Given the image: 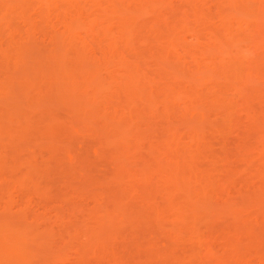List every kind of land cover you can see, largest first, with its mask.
I'll use <instances>...</instances> for the list:
<instances>
[{"label": "rangeland", "instance_id": "1", "mask_svg": "<svg viewBox=\"0 0 264 264\" xmlns=\"http://www.w3.org/2000/svg\"><path fill=\"white\" fill-rule=\"evenodd\" d=\"M75 1L0 7V221L34 233L24 264H264V0Z\"/></svg>", "mask_w": 264, "mask_h": 264}, {"label": "bare ground", "instance_id": "2", "mask_svg": "<svg viewBox=\"0 0 264 264\" xmlns=\"http://www.w3.org/2000/svg\"><path fill=\"white\" fill-rule=\"evenodd\" d=\"M5 1H6V0H5ZM11 1H13V0H9L8 2H10V3H8L7 1L1 3V4H2L1 6H3V8H4V10L2 9V12H7V13H8V11H9V13L13 12V11H11V9H13V8L15 9L16 7H15V6L12 7V6H10V5L14 4V2H16V4H17L16 6H21V8H22V5L25 4V1H26V0H25V1H24V0H14L13 2H11ZM35 1H36V0H35ZM37 1H38V3H37L38 5H39V1H40V2L43 1L42 3H43L44 5H42V7H44V6L46 5V6H47L46 9H47V8H50V9L53 8V9H54L53 6H55V8L58 9V11H59V8H63V7H61V5H62L63 3H65L64 1H66V0H46V1H45V0H37ZM68 1H69V0H68ZM76 1H77V0H76ZM76 1H75V2H76ZM112 1H113V0H111V3H112ZM113 2H114V1H113ZM6 3H7V4H6ZM67 3H68V2H67ZM79 3H80V1H79ZM19 4H20V5H19ZM72 4H73V3H72ZM80 4H81V3H80ZM112 4H113V3H112ZM14 5H15V4H14ZM25 5H26V4H25ZM25 5H24V8L27 7V6H25ZM66 5H67V4H66ZM85 5H86V4H85ZM85 5H84V6H85ZM93 5H96V4H93ZM1 6H0V7H1ZM33 6H34V5H33ZM62 6H63V5H62ZM74 6H75V5H74ZM84 6H82V7H84ZM86 6H87V5H86ZM112 6H113V8H112V11H113V12L116 11V10H117V11H116L115 13H119V12H120V16H118V17H121V18H120V19H121L120 22H118V19H119V18H116V20H117V22L119 23L120 27H121V26L124 27L128 22L131 23L130 21H128V19L131 20V21L134 19V17L132 16V14H131L130 16L133 17V18H131V19L128 18L129 14L126 15L127 12H126V10H125L124 8H119V7H118V9L120 10V11H119L118 9H114V8H116V7H115V4L112 5ZM38 7H39V6H38ZM68 7H69V6H68ZM75 7H76V6H75ZM89 7H90V6H89ZM89 7H88V8H89ZM24 8L22 9V11H23V10H26V9H24ZM28 8H29V7H28ZM64 8H65V7H64ZM5 9H6L7 11H6ZM14 9H13V10H14ZM74 9H75V8H74ZM77 9H78V6H77ZM77 9H76V10H77ZM121 9H122V11H123L122 13H121ZM0 10H1V9H0ZM37 10H38V9H37ZM40 10H41V9H40ZM47 10H48V12H52V13L55 15V12H53L52 10H51V11H49V9H47ZM60 10H61V9H60ZM64 10H65V9H64ZM27 11H28V10L23 11V12H27ZM34 11H36V10L34 9ZM61 11H62V10H61ZM70 11L73 12L72 10H70ZM23 12H20V13H23ZM62 12H63V11H62ZM66 12H67V11H66ZM77 12H80V11L77 10ZM125 12H126V14H125V16H123V14H124ZM30 13H32V12H30ZM58 13H60V12H58ZM69 13H70V12H69ZM81 13H82V12H81ZM61 14H62V13H61ZM61 14H59V16H60ZM72 14H73V15H71L72 17L75 16L74 13H72ZM121 14H122V15H121ZM3 15H4V14H3ZM7 15H8V14H7ZM21 15L24 16L23 14H21ZM28 15H29V14H28ZM28 15L26 14L27 17H29ZM49 15H50V14H49ZM65 15H66V14H65ZM69 15H70V14L66 15V17L69 16ZM79 15H80V13H79ZM87 15H88V14H87ZM10 16H12V15L10 14ZM26 16H24V17H26ZM71 16H69V17H71ZM80 16H81V15H80ZM85 16H86V15H85ZM126 16H127V17H126ZM130 16H129V17H130ZM0 17H1V15H0ZM14 17H15V16H14ZM30 17H31V16H30ZM72 17H71V18H72ZM125 17H126V18H125ZM2 18H4V17H2ZM2 18H1V19H2ZM19 18H20V17H19ZM54 18H56V17L54 16ZM59 18H61V17H59ZM77 18H78V20L81 19V17H78V16H77ZM77 18H76V16H75V20H76ZM11 19H12V18H11ZM11 19H10V20H11ZM20 19H21V18H20ZM22 19H23V18H22ZM24 19L26 20V18H24ZM31 19H33V18H31ZM63 19H64V18H63ZM65 19H66V18H65ZM72 19L74 20V18H72ZM72 19H71V20H72ZM27 20H29V19H27ZM73 20H72V21H73ZM78 20H77V21H78ZM2 21H3V20H2ZM22 21H23V20H22ZM22 21H21V22H22ZM29 21H30V20H29ZM59 21H60V20H59ZM63 21H64V20H63ZM72 21H70V22H72ZM82 21H83V20H82ZM82 21H81V22H82ZM8 22H9V21H8ZM11 22H12V21H11ZM24 22H25V21H24ZM70 22H68V23H70ZM74 22H75V21H74ZM0 23H1V22H0ZM12 23H13V22H12ZM19 23H20V22H19ZM65 23H66V21H65ZM65 23H64V24H65ZM72 23H73V22H72ZM77 23H79V22H77ZM132 23H133V21H132ZM2 24H3V23H2ZM64 24H62V25H64ZM13 25H16V24H13ZM13 25H12V26H13ZM18 25H19V24H18ZM20 25H21V24H20ZM67 25H68V26L70 25L71 27L74 26V25H71V23H70V24H67V23H66L65 26H66L67 29H69V28L67 27ZM77 25H78V24H76V26H77ZM101 25H102V24H101ZM6 26H8V24H7ZM6 26H4V27L6 28ZM27 26H29V25H27ZM65 26H62V27H65ZM102 26H103L102 29L105 28V30H103L102 32H105L104 35L107 36V33H109V32L106 31V30H108V29H106V27L108 28V26H105V27H104V25H102ZM126 26H127V25H126ZM126 26H125V27H126ZM13 27H14V26H13ZM54 27H56V26H54ZM92 27H93V26H92ZM95 27H96V26H95ZM123 27H121V28H123ZM125 27H124L123 29H126V28H127V27H126V28H125ZM8 28H9V27H8ZM16 28H18V27H16ZM16 28H14V32H15V29H16ZM57 28H58V26H57ZM73 28H75V27H73ZM93 28H94V27H93ZM93 28L90 27L89 29H93ZM54 29H55L54 31H56V28H54ZM63 29H64V28H63ZM7 30H8V29H7ZM10 30H11V29H10ZM65 30H66V29H65ZM54 31H51V32H54ZM70 31H71V29H70ZM14 32L12 31V33H14ZM57 32H58V31H57ZM63 32H64V31H63ZM66 32H69V30H67ZM8 33L11 34V32H8ZM25 33H26V32H25ZM55 33H56V32H55ZM55 33H54V34H55ZM71 34H72V33H71ZM109 34H110V35H109ZM109 34H108V35H109V38H110V36H111V32H110ZM104 35L102 34V36H104ZM16 36H17V35H16ZM20 36H21V35H20ZM23 36H24V35H23ZM28 36H29V35H28ZM29 37H30V36H29ZM104 37H105V36H104ZM117 37H118V36H117ZM13 38H16V37H13ZM19 38H22V36L19 37ZM0 39H1V38H0ZM22 39H24V38H22ZM75 39H76V38H75ZM105 39H106V38H105ZM116 39H118V38H116ZM96 40H97V39H96ZM1 41H2V40H1ZM18 41H19V39H18ZM75 41H76V40H75ZM94 41H95V40H94ZM97 41H98V40H97ZM11 42H14V41L11 39ZM15 42H16V41H15ZM22 42H24V41H22ZM69 42H70V41H69ZM98 42H99V41H98ZM109 42H110V43H113V42H115V41L112 40V42H111V41H109ZM0 43H1V42H0ZM6 43H7V40H6ZM19 43H21V42H19ZM70 43H72V42H70ZM70 43H69V44H70ZM72 44H73V43H72ZM99 44H100V43H99ZM102 44H103V43H102ZM104 44H105V43H104ZM113 44H114V43H113ZM113 44H111V48H112ZM15 45H16V44H15ZM18 45H19V44H18ZM18 45H17V46H18ZM107 46H108V45H107ZM0 47H1V46H0ZM2 47H3V45H2ZM2 47H1V48H2ZM19 48H20V47H19ZM22 48H23V47H22ZM104 49H105V48H104ZM0 50H2V49H0ZM102 50H103V49H102ZM3 51H4V49H3ZM6 52H7V51L5 50L4 54H5ZM12 52H13V51H12ZM18 52H19V51H18ZM104 52H106V51L104 50ZM13 53H14V52H13ZM17 54H18V53H17ZM79 54L81 55L82 53L80 52ZM79 54H78V55H79ZM104 54H105V53H104ZM8 55H9V54L6 53V54H5V57H7ZM10 55H11V54H10ZM10 55H9V56H10ZM14 55H15V54H14ZM20 55H21V54H20ZM3 56H4V55H3ZM106 56H110V55H106ZM10 57H11V56H10ZM10 57H9V58H10ZM17 57H19V58H17ZM17 57H14V58L17 59V60L14 59V60H15V63L20 62L21 59H23V58L20 57V56H17ZM62 57L65 58L64 56H62ZM120 57H121V56H120ZM120 57L118 58L119 60H120ZM11 58H12V57H11ZM63 58H62V59H58V60H61V62H60V63L57 62V63L61 65V63H63L62 61H64ZM91 58H92V57H91ZM105 58H106V57H105ZM107 58H108V57H107ZM18 59H19V61H18ZM87 60H88V59H87ZM91 60H92V59H91ZM16 61H17V62H16ZM89 61H90V60H89ZM116 61L118 62V60H116ZM21 62L24 63V62H25L24 59H23ZM21 62H20V63H21ZM121 62H122V60H121ZM121 62H120V63H121ZM118 63H119V62H118ZM63 64H64V63H63ZM60 65H59V69H58L59 71H58V73H57V75L60 76L59 80H60V79H63V78H64V79L67 78V76L70 75V74H71V75H75V73H77L78 70H79L80 68H81L80 71L83 72L82 74H85V75H83L84 78H87L86 76H89L90 73H91V74L93 73L94 75H96V74H95V72H96V69H95L96 67H95V66L93 67V68L95 69V71H94V70H91V69H93L92 67H91V69H88L89 67H88L87 69H85L84 66H86V65H82L83 67H82V66H81V67H78V66H79V65H78L77 67H78L79 69L76 68L77 70H74L75 67H73L72 69H71L70 67H66V69H65L64 65H63V66H60ZM90 65H91V64H90ZM125 66H128V65L125 64ZM125 66L123 67L124 69L122 68L124 71L126 70V69H125ZM129 67H130V66H129ZM67 68H68V69H67ZM83 69H85V71H84ZM133 69H134V68H133ZM133 69H131V67H130L129 69H127V70H129V71H128L129 73H128V72H127V73L130 74L129 76L127 75V76L129 77V78H128V82L125 81L124 83L122 82V84H123V86L126 84V85H125L126 87L129 85V86L127 87L129 90L132 89V91H133V89H134V87H135V91H136V90H137V91H141V89H142L143 87L140 86V87H141L140 89H137V88L139 87L138 83H141V82H138V79H139V81H140L141 78H142V77H140V76H142V75L139 73V76H138V73H137L138 70H137V69H136V70H135V69L133 70ZM82 70H83V71H82ZM88 70H89V71H88ZM127 70H126V71H127ZM76 71H77V72H76ZM87 71H88V72H87ZM92 71H93V72H92ZM126 71H125V72H126ZM136 71H137V72H136ZM84 72H85V73H84ZM72 73H74V74H72ZM82 74H81V75H82ZM77 76H80L79 72L77 73ZM127 76H126L125 78H127ZM70 77H71V76H70ZM75 77H76V75H75ZM80 77H81V76H80ZM90 77H92V78L94 79V80L92 79V81H96V80H95V79H96V78H95L96 76H92V75H91ZM90 77H88V82L90 81V83H91L92 81H91V78H90ZM138 77H139V78H138ZM68 78H69V76H68ZM125 78H124V80H126ZM144 78H145V77H144ZM144 78H143V79H144ZM64 79H63V80H64ZM57 80H58V79H57ZM65 80H66V79H65ZM65 80H64V81H65ZM86 80H87V79H86ZM112 80H114V79H112ZM115 80H116V79H115ZM115 80H114V81H115ZM120 80H122V79H120ZM136 80H137L138 83L136 82ZM97 81H98V80H97ZM110 81H111V80H110ZM122 81H123V80H122ZM26 82H27V81H26ZM56 82H57V81H56ZM106 82H107L108 85H110V82H108V81H106ZM112 82H113V81H111V83H112ZM0 83H1V82H0ZM5 83H6V82H5ZM28 83H30V80L28 81ZM65 83H67V80H66ZM65 83H64V84H65ZM96 83H98V82H96ZM99 83H100V84H102V83H103V84H106V83L103 82V81H102V82H99ZM2 84H3V82H2ZM2 84L0 85V86H1V87H0L1 90L3 89V85H2ZM8 84H9V83H8ZM8 84H7V85H8ZM55 84H57V83H55ZM68 84H69V83H67V85H68ZM136 84H137V85H136ZM67 85H66V86H67ZM131 85H133L134 87H133V88H129ZM140 85H142V84H140ZM9 86H10V85H9ZM68 86H69V85H68ZM4 87H5V88H4L3 90H5V89L8 88V87H6V84L4 85ZM127 88H126V89H127ZM1 90H0V91H1ZM3 90H2V91H3ZM9 91H10V88H9ZM132 91H128V92H130V95H131V94H135V93H137V91H136V92H135V91L132 92ZM5 92H6V91H5ZM0 93H2V92H0ZM6 93H7V92H6ZM95 94H96V93H95ZM95 94L93 93L94 96H95ZM93 95H91V97H92ZM94 96H93V97H94ZM92 99H93V98H92ZM31 165H32V164H31ZM28 166H29V165H28ZM29 168L31 169V167H29ZM163 168H164V167H163ZM163 168H161V170H162ZM169 168H170V167H169ZM171 169H172V168H171ZM172 170H173V169H172ZM167 171H169V170H167ZM173 171H174V170H173ZM167 174H168V173H167ZM170 174H172V173L170 172ZM174 174H175V173H174ZM174 176H175V175H174ZM177 176L180 177L179 175H177ZM165 178H166V177H165ZM165 178H164V179H165ZM169 178H170V177H169ZM173 178H174V177H173ZM176 178H177V177H176ZM174 179H175V178H174ZM170 180H171V179H170ZM164 181H165V180H164ZM172 181H174V180H172ZM163 183H166V182H163ZM187 194H188V193H187ZM122 195H123V194H122ZM123 196H124V195H123ZM125 197H126V195H125ZM187 197H188V195H187ZM187 197H186V198H187ZM168 198H169V195H168ZM257 198H258V197H257ZM187 199H188V198H187ZM171 200H172V198H171ZM171 200H170V201H171ZM121 201H123V200H121ZM115 202H116V200H115ZM119 202H120V201H119ZM123 202H124V201H123ZM123 202H122V203H123ZM191 203H193V202H191ZM114 204H115V203H114ZM183 204H184V203H183ZM116 205H117V203H116ZM120 205H121V203H120ZM194 205H195V204H194ZM121 206H122V205H121ZM230 206H231V205H230ZM232 206H233V205H232ZM115 207H117V206H115ZM115 207H114V209H115ZM126 207H127V206H126ZM126 207H125V208H126ZM192 207H193V206H192ZM234 207H235V206H234ZM117 208H118V207H117ZM123 208H124V207H123ZM125 208H124V209H125ZM124 209H119V210H124ZM119 210H118V209H115V211H114V210H113V211H114V213H115L116 211L121 212V213H119V215H120V214H121L120 216H123V215H124L123 217L125 218V220H127L126 217H127V215L129 214V212L126 213V212L123 211V213H122V211H119ZM131 211H132V210H131ZM225 211H226V210H225ZM235 212H237V211H234V214H236ZM112 213H113V212H112ZM218 213H219V212H218ZM221 214H222V213H221ZM239 214H240V213L238 212V215H239ZM115 215H117V214L115 213ZM115 215H113V216H115ZM133 215H134V214H133ZM155 215H156V214H155ZM214 215H216V214H214ZM222 215H223V214H222ZM222 215H221V216H222ZM128 216H129V215H128ZM219 216H220V215H219ZM223 216H225V215H223ZM108 217H109V216H108ZM133 217H134V216H133ZM232 217H233V216H232ZM238 217H239V216H238ZM238 217H237V218H238ZM127 218H128V217H127ZM130 218H131V217H130ZM101 219H102V218H101ZM121 219H122V218H121ZM108 220H109V219H108ZM123 220H124V219H123ZM135 220H136V219H135ZM235 220H236V219H235ZM238 220H239V219H238ZM110 222H111V221H110ZM108 223H109V222H108ZM113 224H114V223H113ZM11 225H12V227L8 224V222L6 223V222H4V221H3V222L0 221V252H1V253H5V252H6V253L3 254V255L8 254V255L6 256V258H8L7 260H6V258H5L4 256H2L0 259H1V261L4 260V262L9 263V264H24V262L26 263L27 256H28V254H27V247H29L30 239H31V238H34L35 236L33 235V234H34V233H33V234H30V237H28V235H27L28 238H24L26 235H25L24 237H21V235H19V234L17 233V231H18V230H21V229H19V228L17 227V228H18V230H17L16 228L13 227V224H11ZM98 225H99V224H98ZM14 226H16V225H14ZM104 226H105V225H104ZM104 226H103V227H104ZM108 228H109V227H108ZM108 228H107V229H108ZM104 230H105V229H104ZM36 234H38V233H36ZM34 240H35V238H34ZM28 243H29V244H28ZM229 244H230V243H229ZM231 244H233V243H231ZM229 246H230V245H229ZM232 246H233V245H232ZM231 248H232V247H231ZM2 251H5V252H2ZM211 251H212V250H211ZM211 251H210V252H211ZM1 253H0V254H1ZM211 253L214 254L213 251H212ZM3 258H5V259H3Z\"/></svg>", "mask_w": 264, "mask_h": 264}]
</instances>
